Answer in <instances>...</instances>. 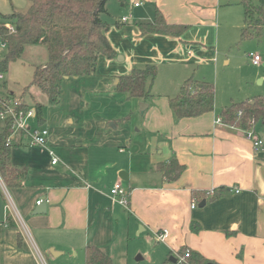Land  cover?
Returning <instances> with one entry per match:
<instances>
[{
	"label": "crops",
	"instance_id": "0c3cea01",
	"mask_svg": "<svg viewBox=\"0 0 264 264\" xmlns=\"http://www.w3.org/2000/svg\"><path fill=\"white\" fill-rule=\"evenodd\" d=\"M124 1L128 14L108 19L119 26L111 25L106 33L120 59L100 56L93 75L61 85V92L64 87L69 100L82 107L83 117L68 120L67 128L45 119L40 125L50 133L47 147L57 163L51 164L47 148L28 147L18 136L13 140L10 162L27 168V176L19 188L0 184V264H85L88 246L121 264L131 237L146 233L154 238L162 230L167 238L156 244L167 250L163 263L174 264L184 248L209 264H264V125L252 128L262 142L254 149L242 131L216 123L231 103L264 98V89L244 96L232 90L217 94L219 58L230 66V44L244 27L239 0ZM251 1L264 9V0ZM157 12L168 25L186 29L176 37L142 34L139 24L153 23ZM13 13L18 12L0 13V21ZM221 33L225 49H220ZM246 57L251 66L261 65L260 56L258 65ZM145 65H155L157 76L137 125L129 117L143 102H127L116 85L132 68ZM189 78L215 85L214 111L177 120L169 99ZM8 93L19 94L7 89L0 98ZM115 107L120 113L113 112ZM171 160L185 168L175 182L157 172ZM115 184L124 191L127 207L111 201ZM214 194L220 197L212 199ZM39 201L45 212L33 215ZM193 222L197 233L190 230Z\"/></svg>",
	"mask_w": 264,
	"mask_h": 264
},
{
	"label": "trees",
	"instance_id": "16d2710c",
	"mask_svg": "<svg viewBox=\"0 0 264 264\" xmlns=\"http://www.w3.org/2000/svg\"><path fill=\"white\" fill-rule=\"evenodd\" d=\"M27 9L24 13H13L5 17L13 27H0V38L7 44L4 57L0 59V74H6L10 63L17 61L28 46H43L47 53V62L36 67L30 84L37 89L49 105L59 103L61 85L70 78L88 77L95 73L100 56L113 59L116 56L110 46L106 33L111 25L119 26L117 21L109 23L104 17L109 16L107 3L109 0H24ZM124 7V0H116ZM243 9L244 27L240 31L239 41L252 36L260 38L264 33V9L251 0H239ZM142 34H159L179 36L186 27L168 25L159 12L155 14L153 23L139 24ZM157 76L155 65L136 66L126 76L118 78L116 91L126 95V99H137L147 103L152 97L150 86ZM29 104L34 105L37 122H44L41 102L28 94ZM14 98L13 95H7ZM169 107L175 119L196 118L214 111V86L212 83L197 81L192 78L183 82L179 93L169 99ZM240 113V114H239ZM239 114V115H238ZM222 124L249 131L255 124L264 125V98L231 103L218 113ZM13 131L4 123L0 131V180L7 189L19 188L27 176V168L13 166L10 162ZM184 166L177 161L157 167L167 182H175L184 172ZM195 195V194H194ZM220 197L214 194L212 199ZM11 222H9L10 224ZM193 233L199 231L194 222L190 226ZM186 256L187 264H209L198 253L187 249L179 250ZM85 264H112L111 258L99 248L88 246L84 250ZM163 264H169L167 260Z\"/></svg>",
	"mask_w": 264,
	"mask_h": 264
},
{
	"label": "rangeland",
	"instance_id": "374dc122",
	"mask_svg": "<svg viewBox=\"0 0 264 264\" xmlns=\"http://www.w3.org/2000/svg\"><path fill=\"white\" fill-rule=\"evenodd\" d=\"M127 1L130 3L129 0ZM26 4L24 0H0V13H10L12 10L18 13H24L26 11ZM107 10L109 16L104 17L106 20L119 18L128 14L130 7L126 6L120 8L116 0H109L107 3ZM7 26H9L8 20L0 21V27L7 28ZM220 42V49H225L227 39H223L222 33L220 34ZM230 46L232 50L229 56V58L232 57L230 66L226 68L224 63L221 62V57L219 58V73H217L216 76L217 94L225 90H232L233 94L244 96V94L249 93L252 89H264V85L260 84L261 79H264V36L260 39L252 36L244 41H239V39H237V41L230 44ZM255 52L259 54L262 59L259 67L251 66L246 57L249 53L253 54ZM4 55V53H1L0 59H2ZM118 57L119 56L116 57V60H119ZM46 62L47 53L43 46H28L17 61L10 63L8 72L4 75L5 82L3 83V81H0V97L4 95L7 89H10L16 93L19 92V94L16 95L17 98L28 100V94H31L37 101L40 102L41 100L44 103L46 100L37 89L31 87L29 90L24 91L23 87L30 84L34 69L45 65ZM206 71V77H211L212 74H209V70ZM67 91L68 90L62 87L61 96L64 97L62 103L60 100V103L56 105H49L48 103L43 104V116L46 122H63L62 126L67 128L66 122H68V120L79 122L80 116L83 117L84 110L78 104L69 100L70 98ZM129 101L130 100H127V102ZM120 109L119 107H115L113 112L118 114L121 111ZM129 118L130 122H136L137 125L142 122L144 116L140 113L139 105L136 108V112L132 116L130 115ZM33 121L34 120L31 119L29 122ZM2 125L3 122L0 120V128ZM149 238H147L146 233L131 237L128 241V255L121 264H162L166 259L167 250L162 244L157 245L155 238Z\"/></svg>",
	"mask_w": 264,
	"mask_h": 264
},
{
	"label": "built area",
	"instance_id": "2783aa9c",
	"mask_svg": "<svg viewBox=\"0 0 264 264\" xmlns=\"http://www.w3.org/2000/svg\"><path fill=\"white\" fill-rule=\"evenodd\" d=\"M137 6V5H136ZM126 18H122V22H125ZM10 32L13 31L12 26H7ZM7 50V44L0 38V54L5 53ZM251 58L253 65H258L260 62V57L257 54L250 53L248 55ZM5 80L4 74H0V81ZM240 114V113H239ZM238 114V115H239ZM33 119V122H29ZM0 120L4 123H7L13 131V140L15 137H21L25 140V144L28 147L32 148H47L49 155L51 156V164L55 165L57 163V158L54 156L51 149L47 147L50 143V133L44 128L36 124L37 122V113L34 105L25 102L20 98H11L5 97L0 98ZM216 123H221L220 118L217 117ZM247 140L252 143L254 149L260 148L262 142L256 137V133L253 129L243 132ZM13 140L10 138L7 140V144L12 145ZM0 184L1 180H0ZM239 190H235V193H238ZM109 197L113 203H118L123 207H127V198L124 191L122 190L119 184H115L109 191ZM41 201L36 202V206L40 205ZM195 204L192 203V207ZM154 238L157 242H164L167 238V231L162 230L160 232L154 233ZM174 264H187L186 256L176 254Z\"/></svg>",
	"mask_w": 264,
	"mask_h": 264
},
{
	"label": "water",
	"instance_id": "95a60500",
	"mask_svg": "<svg viewBox=\"0 0 264 264\" xmlns=\"http://www.w3.org/2000/svg\"><path fill=\"white\" fill-rule=\"evenodd\" d=\"M118 59H120V58L118 57ZM146 108H147V105L145 103H141L139 105L140 113L143 114V112L145 111ZM203 205H204V202L199 204V207H203ZM45 207H46L45 204H41V205L36 206V208L33 211V215H39V214L44 213L45 212Z\"/></svg>",
	"mask_w": 264,
	"mask_h": 264
}]
</instances>
